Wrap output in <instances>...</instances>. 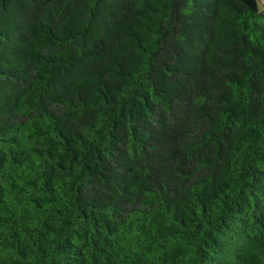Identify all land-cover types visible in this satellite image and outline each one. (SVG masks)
Masks as SVG:
<instances>
[{"label":"trees","instance_id":"obj_1","mask_svg":"<svg viewBox=\"0 0 264 264\" xmlns=\"http://www.w3.org/2000/svg\"><path fill=\"white\" fill-rule=\"evenodd\" d=\"M0 264H264L257 0H0Z\"/></svg>","mask_w":264,"mask_h":264},{"label":"rangeland","instance_id":"obj_2","mask_svg":"<svg viewBox=\"0 0 264 264\" xmlns=\"http://www.w3.org/2000/svg\"><path fill=\"white\" fill-rule=\"evenodd\" d=\"M257 6L262 10L264 8V0H257Z\"/></svg>","mask_w":264,"mask_h":264}]
</instances>
